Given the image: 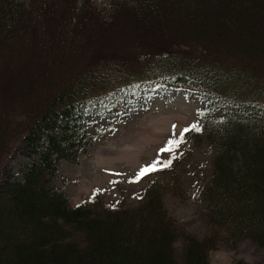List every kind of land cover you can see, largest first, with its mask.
Wrapping results in <instances>:
<instances>
[{"label": "trees", "instance_id": "16d2710c", "mask_svg": "<svg viewBox=\"0 0 264 264\" xmlns=\"http://www.w3.org/2000/svg\"><path fill=\"white\" fill-rule=\"evenodd\" d=\"M160 90L205 103L188 133L214 148L203 232L159 181L136 204L73 205L51 183L92 140L87 115ZM15 141L22 179L3 165ZM243 237L264 252V0H0V264H209Z\"/></svg>", "mask_w": 264, "mask_h": 264}, {"label": "rangeland", "instance_id": "374dc122", "mask_svg": "<svg viewBox=\"0 0 264 264\" xmlns=\"http://www.w3.org/2000/svg\"><path fill=\"white\" fill-rule=\"evenodd\" d=\"M93 1L99 8L105 6V0ZM132 46L125 42L118 56H124ZM129 100L132 108L121 114L108 108L87 115L92 140L77 153L76 161L59 160L52 185L63 187L73 205L89 201L93 194L106 202L120 198L136 204L141 201L146 182L157 179L166 187L165 204L177 222L191 230L205 231L200 209L207 204L203 182L214 148L205 139L191 138L184 131H197L193 125L201 128L199 114L205 103L175 90L140 92ZM165 147L171 150L162 152ZM24 149L25 142L15 141L3 161L13 178L22 179L23 167L32 161ZM153 161H158L155 170L145 177L138 175ZM164 171V175L159 174ZM263 256L264 252L246 237L225 239L210 253L209 264H232L238 259L254 264Z\"/></svg>", "mask_w": 264, "mask_h": 264}, {"label": "snow or ice", "instance_id": "6c2138e0", "mask_svg": "<svg viewBox=\"0 0 264 264\" xmlns=\"http://www.w3.org/2000/svg\"><path fill=\"white\" fill-rule=\"evenodd\" d=\"M192 128H193V129H196V130H199V129L196 128V125H193ZM184 131H188V129H185ZM181 135H183V133H181ZM170 143H173V142H170ZM177 143H178V142H177ZM170 150H171V149L168 148V147H165V148L161 149L162 152H164V151H170ZM156 163H158V161H153V164H152V165H149V166H147L146 168H142V169H141V172H140L138 175H143V174H146V173H147L148 171H150V170H155V165H156ZM168 163L170 164V161H169ZM165 166H168V165L165 164Z\"/></svg>", "mask_w": 264, "mask_h": 264}]
</instances>
